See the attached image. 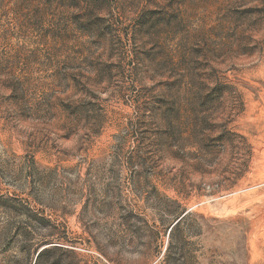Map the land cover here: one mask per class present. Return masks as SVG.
Wrapping results in <instances>:
<instances>
[{"label": "rangeland", "instance_id": "1", "mask_svg": "<svg viewBox=\"0 0 264 264\" xmlns=\"http://www.w3.org/2000/svg\"><path fill=\"white\" fill-rule=\"evenodd\" d=\"M50 246L264 264V0H0V264Z\"/></svg>", "mask_w": 264, "mask_h": 264}, {"label": "trees", "instance_id": "2", "mask_svg": "<svg viewBox=\"0 0 264 264\" xmlns=\"http://www.w3.org/2000/svg\"><path fill=\"white\" fill-rule=\"evenodd\" d=\"M181 219L178 220L174 226L171 228V232L174 231V229L179 225ZM57 249L56 246H50V247H44L42 248L36 255L34 263L33 264H41L42 259L52 251H55Z\"/></svg>", "mask_w": 264, "mask_h": 264}]
</instances>
